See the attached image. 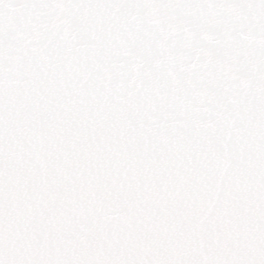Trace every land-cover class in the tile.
I'll return each instance as SVG.
<instances>
[{"label": "snow or ice", "instance_id": "obj_1", "mask_svg": "<svg viewBox=\"0 0 264 264\" xmlns=\"http://www.w3.org/2000/svg\"><path fill=\"white\" fill-rule=\"evenodd\" d=\"M0 264H264V0H0Z\"/></svg>", "mask_w": 264, "mask_h": 264}]
</instances>
